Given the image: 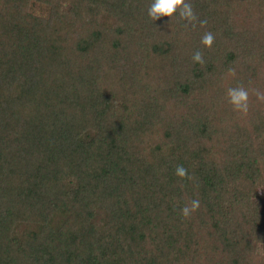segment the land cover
Here are the masks:
<instances>
[{
  "label": "trees",
  "instance_id": "trees-1",
  "mask_svg": "<svg viewBox=\"0 0 264 264\" xmlns=\"http://www.w3.org/2000/svg\"><path fill=\"white\" fill-rule=\"evenodd\" d=\"M150 2L0 0V264H264V0Z\"/></svg>",
  "mask_w": 264,
  "mask_h": 264
},
{
  "label": "clouds",
  "instance_id": "clouds-1",
  "mask_svg": "<svg viewBox=\"0 0 264 264\" xmlns=\"http://www.w3.org/2000/svg\"><path fill=\"white\" fill-rule=\"evenodd\" d=\"M174 14H178L186 21L193 22L194 27L196 23H199L201 26L207 24L206 19L198 18L193 9L191 0H151L147 9V15L154 21L162 16L172 17ZM214 39L213 33L207 31L201 37V43L205 47H211ZM192 60L197 63H203L202 52L200 50L195 51ZM255 96L258 101L264 102V91L257 90ZM227 97L228 102L235 110L241 113H247L249 110V90L246 87L242 84L229 87L227 89ZM175 175L180 178H185L188 175L187 169L183 165H177L175 168ZM199 206L200 201L198 199H193L189 204H185L181 207L180 213L183 217L187 218L191 216Z\"/></svg>",
  "mask_w": 264,
  "mask_h": 264
},
{
  "label": "rangeland",
  "instance_id": "rangeland-1",
  "mask_svg": "<svg viewBox=\"0 0 264 264\" xmlns=\"http://www.w3.org/2000/svg\"><path fill=\"white\" fill-rule=\"evenodd\" d=\"M234 5H236L237 7V10H238V13L237 15L235 16L234 18V22H237L238 24V27H240L239 29L243 28L245 25H250V21H246L244 23V21L242 20V18L244 16H246V13L247 11L244 9V5L242 4H237V3H234ZM241 6V7H239ZM251 12L249 13H254V16L257 17L258 14H260V11L257 10V12H255V9H251L249 10ZM244 25V26H243ZM242 30V29H241ZM250 196L252 197V199H257V198H264V185H255V186H252L251 189H250ZM256 253L258 255H264V243L263 242H259L257 245H256Z\"/></svg>",
  "mask_w": 264,
  "mask_h": 264
}]
</instances>
